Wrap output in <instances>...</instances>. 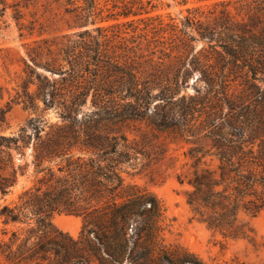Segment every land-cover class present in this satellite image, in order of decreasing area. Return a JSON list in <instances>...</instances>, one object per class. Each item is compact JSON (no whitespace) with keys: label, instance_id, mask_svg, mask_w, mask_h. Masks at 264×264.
Listing matches in <instances>:
<instances>
[{"label":"trees","instance_id":"obj_1","mask_svg":"<svg viewBox=\"0 0 264 264\" xmlns=\"http://www.w3.org/2000/svg\"><path fill=\"white\" fill-rule=\"evenodd\" d=\"M54 2L64 7L67 27L75 31L62 47L66 66L53 70L60 79L52 90L40 86L38 95L47 107L55 101L63 107L62 122L43 136L40 123L31 122L34 138L25 134L26 126L17 135L0 133L2 196L25 173L16 164L24 148H33L42 173L18 200L0 203L5 225L36 226L24 238L19 230L8 239L0 236V263L203 264L187 251L172 253L159 245L160 199L125 184L119 172L146 152L121 129L140 121L207 141L210 148L200 156L194 153L202 149L192 148L191 156L200 161L211 155L218 165L194 171L188 202L210 228L243 235L240 213L255 216L264 206V88L258 84L264 81L258 78L264 76V0H225L236 4V14L225 8L202 21L189 12L182 26L173 17H140L150 11L135 9L134 0ZM143 44L153 45L149 54L160 51L177 62L166 64L158 56L151 70L141 69ZM196 71L205 92L180 94ZM89 100L92 110L85 112ZM8 110L0 107V126ZM56 212L84 217L79 239L50 232Z\"/></svg>","mask_w":264,"mask_h":264},{"label":"rangeland","instance_id":"obj_2","mask_svg":"<svg viewBox=\"0 0 264 264\" xmlns=\"http://www.w3.org/2000/svg\"><path fill=\"white\" fill-rule=\"evenodd\" d=\"M134 1L135 9L142 6L143 10L150 11L140 17L161 15L166 22L173 17L180 26L181 20L189 12L202 21L211 12L218 13L225 8L237 13L236 4L222 3L225 0ZM66 16L64 7L54 0H0V107L9 108L6 119L0 126V133L17 135L26 126L25 134L34 138L35 131L31 122L40 123L43 130L39 134L42 136L51 125L62 122L63 107L56 101L55 105L47 107L42 97H39L38 90L40 86L52 90V82L60 79V74L53 70L66 66L61 53L62 47L68 41V36L72 37V32L75 31L67 27ZM202 44L203 42H199L197 49ZM152 47L153 45L148 48L143 44L141 69L151 70L155 65L152 59L159 61L161 59L158 56L164 57L160 51L155 55L149 54ZM163 59L166 64L177 62L173 58ZM199 75V72H194L189 78L186 91H181L180 94H196L197 89L203 94L204 82L199 79ZM258 78L264 80V76L259 75ZM258 84L264 88V81H258ZM238 88L241 89L242 86ZM238 94L239 91L236 90L232 98ZM158 102V99L155 100L152 106ZM82 110H92L90 100ZM36 119L40 121H35ZM121 132L138 139L139 147L146 152L145 155L139 153L130 163L123 164L119 172L125 184H137L160 199L164 209L159 238L162 248L178 254L187 251L203 264H264V206L255 216L241 212L240 222L245 227V233L231 237L201 221L200 215L195 214L188 202L193 189L190 179L194 176V171L204 167L216 168L218 165V159L214 156L207 155L200 161L191 156L192 148L202 149L194 153L199 156L203 150L210 148L207 141L154 130L140 121L125 123ZM32 152V147H26L23 149L24 155L17 153L16 164H21L25 173L19 175L18 183L9 194H0L1 204L18 200L19 194L42 176V173L36 171ZM46 164L48 163L44 165ZM54 167L56 168L55 165ZM51 221L49 230L54 235L61 231L75 239L80 238L83 216L56 212ZM32 225L36 227L34 223L5 225L0 219V236L8 239L13 231L19 230L24 238L30 234ZM4 230L8 231L7 235L2 233Z\"/></svg>","mask_w":264,"mask_h":264},{"label":"bare ground","instance_id":"obj_3","mask_svg":"<svg viewBox=\"0 0 264 264\" xmlns=\"http://www.w3.org/2000/svg\"><path fill=\"white\" fill-rule=\"evenodd\" d=\"M61 221H63V222H64V220H61Z\"/></svg>","mask_w":264,"mask_h":264}]
</instances>
